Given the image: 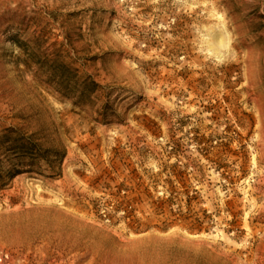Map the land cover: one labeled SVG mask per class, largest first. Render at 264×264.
Segmentation results:
<instances>
[{"label": "rangeland", "instance_id": "rangeland-1", "mask_svg": "<svg viewBox=\"0 0 264 264\" xmlns=\"http://www.w3.org/2000/svg\"><path fill=\"white\" fill-rule=\"evenodd\" d=\"M5 253L264 264V0H0Z\"/></svg>", "mask_w": 264, "mask_h": 264}, {"label": "bare ground", "instance_id": "bare-ground-1", "mask_svg": "<svg viewBox=\"0 0 264 264\" xmlns=\"http://www.w3.org/2000/svg\"><path fill=\"white\" fill-rule=\"evenodd\" d=\"M217 33L213 34V39H212V48H211V51H218V57L219 58H223V55L221 54V51L225 48H227L228 44L223 40V39H220V35H216ZM216 36H218L216 38Z\"/></svg>", "mask_w": 264, "mask_h": 264}, {"label": "built area", "instance_id": "built-area-1", "mask_svg": "<svg viewBox=\"0 0 264 264\" xmlns=\"http://www.w3.org/2000/svg\"><path fill=\"white\" fill-rule=\"evenodd\" d=\"M9 255L7 253L0 255V264H7Z\"/></svg>", "mask_w": 264, "mask_h": 264}]
</instances>
